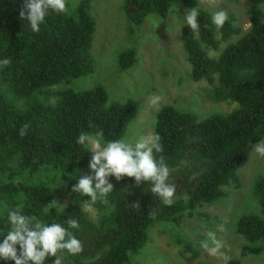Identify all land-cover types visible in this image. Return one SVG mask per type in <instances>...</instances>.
Listing matches in <instances>:
<instances>
[{
    "label": "trees",
    "instance_id": "1",
    "mask_svg": "<svg viewBox=\"0 0 264 264\" xmlns=\"http://www.w3.org/2000/svg\"><path fill=\"white\" fill-rule=\"evenodd\" d=\"M93 1L79 0L64 14L49 10L40 31L34 32L20 17L24 0H0V60L12 61L0 67V242L10 228L8 211L19 208L45 224L67 227L70 217L77 219L80 227L72 231L83 251L58 253L63 264H131L153 227L179 225L185 215L193 216L199 208L226 197V188L239 187V169L264 139V10L252 7L251 26L242 33L232 14L223 27L215 26L197 0H122V9L135 26L152 14L166 18L176 4L197 7V37L188 31L181 37L191 78L213 86L209 94L213 101L237 106L228 114L204 119L172 106L159 109L154 133L163 152L154 155L157 160L163 156L170 169L167 183L176 187L172 205L152 194L146 181L137 185L135 178L110 176L114 190L107 205L99 200L93 205L101 213L94 222L79 203L45 213L57 186L35 176L46 167L63 175L90 173L93 153L90 146L76 143L78 136L102 130L105 142L123 139L140 113L136 101L110 102L101 86L83 91L69 87L94 70ZM212 51L219 55L213 57ZM135 59L134 49L121 52V69L131 68ZM63 85L65 90L51 94V89ZM25 123L30 128L21 137L19 129ZM69 180L68 186L62 180L58 184L72 191L78 181ZM77 195L82 201L90 199ZM252 195L258 211L245 212L236 221V231L245 241L243 257L264 253V177L255 181ZM54 260L49 256L45 264ZM0 264L14 262L0 260ZM227 264L242 262L230 259Z\"/></svg>",
    "mask_w": 264,
    "mask_h": 264
},
{
    "label": "rangeland",
    "instance_id": "2",
    "mask_svg": "<svg viewBox=\"0 0 264 264\" xmlns=\"http://www.w3.org/2000/svg\"><path fill=\"white\" fill-rule=\"evenodd\" d=\"M78 1L69 0L70 8ZM197 3L211 15L221 9L228 16L234 15L242 33L251 26L252 7L258 5L264 10V0H197ZM187 10L182 4H176L166 18L152 14L141 26H135L123 11L122 0L93 1L91 12L96 20V32L91 54L94 70L88 76L73 80L69 87L83 91L101 86L110 102H138L140 113L123 138L129 142H135L140 136L155 135L156 114L162 107L172 106L204 119L211 114H228L237 106L228 101H213L209 95L213 86L207 81L192 80L191 64L181 37L184 31L192 37H197V33L184 21ZM128 49L135 50L136 59L131 68L122 70L119 54ZM211 55L217 57L219 52L212 51ZM66 88L67 85L58 86L50 92L56 94ZM153 94L162 98L158 106L148 102ZM85 173L76 171L63 175L46 167L35 176L36 180L39 177L56 185L55 201L60 206H67L72 203L81 205L84 201L69 188L60 186L59 181L68 186L69 179L78 181ZM238 176L239 187L226 188V197L216 204L199 208L193 216L185 215L179 225L172 223L153 227L148 243L138 255L133 256L131 264H227L230 259L241 260L242 264H264V253L251 257L241 255L245 241L236 231V221L241 214L258 211L252 191L255 181L264 177V157L259 156L254 147ZM85 212L94 222H98L101 216L94 207L93 211ZM220 225H223V232L219 231ZM207 232L215 233L225 242L222 251L227 255V261L219 255L210 256L200 247V243L207 239Z\"/></svg>",
    "mask_w": 264,
    "mask_h": 264
},
{
    "label": "clouds",
    "instance_id": "3",
    "mask_svg": "<svg viewBox=\"0 0 264 264\" xmlns=\"http://www.w3.org/2000/svg\"><path fill=\"white\" fill-rule=\"evenodd\" d=\"M49 10L58 14L67 13L69 0H24L20 17L27 19L32 31L39 32ZM198 16L197 7L188 9L184 16L185 23L195 33L199 28ZM227 20L228 13L222 9L212 14V23L218 28L223 27ZM11 63V59L4 58L0 60V67H7ZM161 99L159 95L153 94L148 102L152 106H158ZM29 128V123L23 124L19 135L24 137ZM76 143L90 146L93 153L89 161L90 173L81 175L72 187V192L90 198L81 204L82 210L93 211V205L98 200L108 204L107 197L114 190L108 179L110 176H115L117 180L125 176L135 178L137 185L146 181L151 185L152 194L158 196L165 205H172L176 187L167 183L170 169L163 156L157 160L154 155V152H163L159 135L140 136L135 142L126 139L105 142L103 131L97 130L94 135L82 132ZM254 151L264 157V140L254 145ZM57 206L66 207L53 200L45 206L44 212L47 213L49 209ZM8 222L10 228L0 242V260L14 264H45L46 258L51 256L55 257L54 264H63V259L58 253L67 251L76 255L83 251L81 241L72 231L80 227L75 218L70 217L65 222L67 227L60 223L45 224L35 216L23 214L17 208L8 211ZM219 231H224L223 225L219 226ZM205 234L207 239L200 243V247L210 256L219 255L227 261L228 257L222 251L225 242L213 232Z\"/></svg>",
    "mask_w": 264,
    "mask_h": 264
}]
</instances>
